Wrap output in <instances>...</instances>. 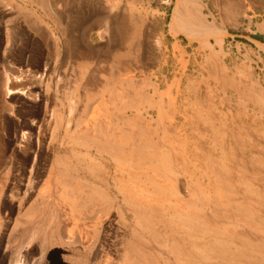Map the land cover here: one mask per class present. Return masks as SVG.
<instances>
[{
    "label": "rangeland",
    "instance_id": "374dc122",
    "mask_svg": "<svg viewBox=\"0 0 264 264\" xmlns=\"http://www.w3.org/2000/svg\"><path fill=\"white\" fill-rule=\"evenodd\" d=\"M190 248L264 264V0H0V264Z\"/></svg>",
    "mask_w": 264,
    "mask_h": 264
},
{
    "label": "bare ground",
    "instance_id": "6f19581e",
    "mask_svg": "<svg viewBox=\"0 0 264 264\" xmlns=\"http://www.w3.org/2000/svg\"><path fill=\"white\" fill-rule=\"evenodd\" d=\"M3 11V10H2ZM27 69V71H31V73H30V76L32 77V78H37V74L38 73H40L41 71H35V70H33L32 68H30V67H28V68H26ZM25 69V70H26ZM29 73V72H28ZM42 73V72H41ZM43 75L45 74V72H43L42 73ZM27 88H29V87H27ZM33 191V190H32ZM64 237V236H63ZM66 241L67 242H73L72 241V238H71V235L68 233H66ZM195 252V248H190L189 249V251H188V253H189V256L187 257V259H189V264H194V262H193V259H194V257H193V253ZM237 252V250L235 251V253ZM237 255V260H238V262H236L235 263V261H233L232 262V264H250L249 263V259H247V260H243L244 258L242 257L241 258V256H243L241 253H237L236 254ZM193 257V258H192ZM246 258V257H245ZM19 264H22V263H20L19 262ZM251 264H262V258H259V257H257L256 258V260L255 261H253Z\"/></svg>",
    "mask_w": 264,
    "mask_h": 264
},
{
    "label": "crops",
    "instance_id": "0c3cea01",
    "mask_svg": "<svg viewBox=\"0 0 264 264\" xmlns=\"http://www.w3.org/2000/svg\"><path fill=\"white\" fill-rule=\"evenodd\" d=\"M27 66L31 67V65H29L28 63H27ZM16 92H18V91L14 90L12 93H16Z\"/></svg>",
    "mask_w": 264,
    "mask_h": 264
},
{
    "label": "trees",
    "instance_id": "16d2710c",
    "mask_svg": "<svg viewBox=\"0 0 264 264\" xmlns=\"http://www.w3.org/2000/svg\"><path fill=\"white\" fill-rule=\"evenodd\" d=\"M254 36L257 37V38H260V35H258V34L254 35Z\"/></svg>",
    "mask_w": 264,
    "mask_h": 264
}]
</instances>
